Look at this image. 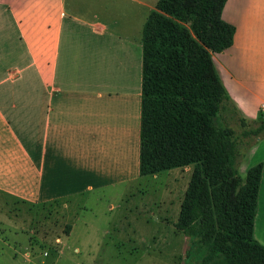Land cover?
Segmentation results:
<instances>
[{"label":"crops","instance_id":"crops-1","mask_svg":"<svg viewBox=\"0 0 264 264\" xmlns=\"http://www.w3.org/2000/svg\"><path fill=\"white\" fill-rule=\"evenodd\" d=\"M156 2L0 0V194L45 203L145 177L141 38ZM221 17L235 27L233 43L212 58L229 100L255 121L264 105V0H226ZM261 163L253 234L264 245ZM150 213L145 220L168 224Z\"/></svg>","mask_w":264,"mask_h":264},{"label":"trees","instance_id":"trees-1","mask_svg":"<svg viewBox=\"0 0 264 264\" xmlns=\"http://www.w3.org/2000/svg\"><path fill=\"white\" fill-rule=\"evenodd\" d=\"M225 2L157 0L146 19L139 175L192 165L174 227L196 238L203 264H264L253 234L262 163L242 178L237 139L213 124L229 102L212 58L233 43L235 27L221 17ZM255 121L243 136L264 130V117Z\"/></svg>","mask_w":264,"mask_h":264},{"label":"rangeland","instance_id":"rangeland-1","mask_svg":"<svg viewBox=\"0 0 264 264\" xmlns=\"http://www.w3.org/2000/svg\"><path fill=\"white\" fill-rule=\"evenodd\" d=\"M229 102L213 124L229 127L237 139L244 178L249 167L264 161V130L243 136L258 121ZM259 115L264 117L261 108ZM191 171L192 165L171 168L131 186L45 203L0 194V264H203L196 238L174 228ZM150 212L168 224L145 220Z\"/></svg>","mask_w":264,"mask_h":264},{"label":"built area","instance_id":"built-area-1","mask_svg":"<svg viewBox=\"0 0 264 264\" xmlns=\"http://www.w3.org/2000/svg\"><path fill=\"white\" fill-rule=\"evenodd\" d=\"M262 112H264V105L261 107Z\"/></svg>","mask_w":264,"mask_h":264}]
</instances>
